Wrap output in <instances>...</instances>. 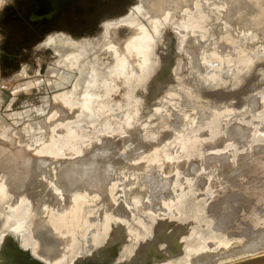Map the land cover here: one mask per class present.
I'll list each match as a JSON object with an SVG mask.
<instances>
[{
    "label": "rangeland",
    "instance_id": "1",
    "mask_svg": "<svg viewBox=\"0 0 264 264\" xmlns=\"http://www.w3.org/2000/svg\"><path fill=\"white\" fill-rule=\"evenodd\" d=\"M158 1L162 6H156ZM183 1L134 0L128 17L93 35L96 43L49 38L45 46L56 57L50 51L45 57L32 51L22 63L32 66V75L0 77V162H15L12 168L21 176H28L22 159L37 154L43 161L92 165L100 174L95 187H101L109 202H116V193L127 191L119 174H130V167H117L166 163L163 174L171 175L157 179L152 202H161L163 211L175 206L181 216L187 214L182 199L192 197L195 188L197 196L214 207L209 227H203L208 231L203 242L209 244L195 242L197 253L216 254L256 239L255 245L261 246L264 18L258 15L264 0ZM9 35L0 29V41ZM135 38L131 52L119 49V42ZM165 51L175 57V72L150 93L144 80L152 79L158 54ZM39 66L46 73H39ZM38 84L44 87L35 88ZM230 93L240 99H232ZM43 94L49 98L41 101ZM219 95L214 113L205 114L200 106ZM20 175L9 173V181H3L6 172L0 171L4 229L32 211L28 193L13 195L14 190L22 191ZM101 181L107 182V189ZM243 252L218 263L248 260L252 252ZM194 254L171 264H190Z\"/></svg>",
    "mask_w": 264,
    "mask_h": 264
},
{
    "label": "water",
    "instance_id": "2",
    "mask_svg": "<svg viewBox=\"0 0 264 264\" xmlns=\"http://www.w3.org/2000/svg\"><path fill=\"white\" fill-rule=\"evenodd\" d=\"M157 59L158 69L145 85L150 93L175 72V57L165 51ZM193 97L200 98L196 93ZM219 97L205 100L202 111L214 113ZM22 161L28 176L12 168L15 162H0V171L6 172L3 181H9V173H19L22 191L13 195L28 193L32 211L25 214L31 223L28 228L25 219L17 220L7 230L0 224V264H171L170 258L197 253L195 242L209 244L203 242L208 235L203 227H209L214 207L195 188L192 197L182 199L187 214L181 216L175 206L163 211L161 202H152L157 179L171 175L163 174L166 163L117 167H130V174H119L127 191L109 202V196L92 188L100 175L92 165L43 161L41 154ZM240 264H264V257Z\"/></svg>",
    "mask_w": 264,
    "mask_h": 264
},
{
    "label": "flooded vegetation",
    "instance_id": "3",
    "mask_svg": "<svg viewBox=\"0 0 264 264\" xmlns=\"http://www.w3.org/2000/svg\"><path fill=\"white\" fill-rule=\"evenodd\" d=\"M133 5L134 0H10L0 13V29L3 33L10 34L0 44V77L18 73L32 75V66L22 64L26 61V55L32 51H41L43 57L50 51L56 57L55 52L45 46L49 38L65 36L75 41L94 39L96 43L93 35L99 34L107 24L128 17V9ZM38 71L46 73L47 69L39 66ZM41 86L44 87L38 84L35 88L40 89ZM44 89L58 91L48 87ZM39 98L49 97L43 94ZM23 219L24 225L29 228L31 220L27 215ZM154 229L155 225L151 236L154 235ZM129 246L130 244L127 247ZM170 260L173 262L171 258Z\"/></svg>",
    "mask_w": 264,
    "mask_h": 264
},
{
    "label": "bare ground",
    "instance_id": "4",
    "mask_svg": "<svg viewBox=\"0 0 264 264\" xmlns=\"http://www.w3.org/2000/svg\"><path fill=\"white\" fill-rule=\"evenodd\" d=\"M152 1L153 0H151V4H152ZM157 1V0H156ZM166 1H168V0H166ZM185 1V0H184ZM183 1V2H184ZM188 1V0H187ZM186 1V2H187ZM191 1L192 0H190V3H188V4H191ZM259 1V0H258ZM257 1V2H258ZM159 2V1H158ZM162 2V1H161ZM165 1H163V3H164ZM154 4H155V2H153ZM260 3V2H259ZM259 3H258V5H259ZM173 4V3H172ZM186 4V3H185ZM184 3H183V5H185ZM188 4H186L187 6H188ZM160 5L162 6V4H160V2L158 3V5H156V6H159L160 7ZM164 5H166V4H164ZM182 5V6H183ZM155 6V5H154ZM167 6V5H166ZM261 6V5H260ZM164 7V6H163ZM171 7V6H170ZM157 9V11H158V7H156ZM261 8H264V7H261ZM153 9H154V7H153ZM162 9V8H161ZM155 10V9H154ZM153 10V11H154ZM160 10V9H159ZM162 11V10H161ZM259 12H260V14L258 15L259 16V18L258 19H260V20H262L263 18H264V9H262L261 11H260V9H259ZM258 14V13H257ZM258 19H256L257 21H258ZM253 20H255V17H254V19ZM246 21V20H245ZM248 21H249V19H248ZM248 21H247V23L246 24H248ZM257 21H255V22H257ZM250 22H252V21H250ZM249 22V23H250ZM254 22V23H255ZM258 22H260L261 23V21H258ZM264 22V21H263ZM252 23H250V24H248V25H251ZM255 24H257V23H255ZM263 24V23H262ZM262 24L261 25H259V26H262ZM247 25V26H248ZM253 25V24H252ZM264 25V24H263ZM139 26V25H138ZM137 26V27H138ZM256 26H258V25H255L254 27H256ZM258 26V27H259ZM262 28V27H261ZM123 29V28H122ZM121 29V30H122ZM123 30H125V29H123ZM120 31V30H119ZM126 31V30H125ZM112 32V31H111ZM124 32V31H123ZM123 32H121V38H122V35H124L123 34ZM125 33V32H124ZM131 35H132V33H130ZM117 35H118V33H117ZM119 35V36H120ZM141 33H140V35L137 37V38H140L141 37ZM113 36V35H112ZM127 37H128V35H127ZM117 38V37H116ZM130 37H128V39H129ZM137 38H135V39H132V40H130L131 42H129V40H127V41H121V42H119L118 43V47H119V49L121 50V51H123V52H125V53H129V52H131L132 50H133V46L135 45V43H136V41H138V40H136ZM120 39V38H119ZM147 39V38H146ZM145 39V40H146ZM144 40V41H145ZM147 44V43H146ZM114 45H115V43H114ZM141 45V44H140ZM148 45V44H147ZM136 46H138V45H136ZM135 46V47H136ZM149 47H150V45H149ZM146 48V47H145ZM148 49V48H147ZM139 51V50H138ZM147 51V50H146ZM144 54V53H143ZM146 54V53H145ZM120 59V58H119ZM260 60H262V59H260ZM153 68L154 67H152L151 69L153 70ZM123 70H121V72H122ZM153 72H154V70H153ZM151 71H150V75H151ZM126 77V76H125ZM145 82H144V84L145 83H147V82H149L150 81V79H149V77L148 78H146L145 80H144ZM238 81V80H237ZM128 83H130V82H128ZM252 83V82H251ZM193 90H195V89H193ZM197 91V90H196ZM194 91H192V93H193ZM197 94V93H196ZM199 98V97H198ZM126 102H128V101H126ZM198 102V101H197ZM199 103V102H198ZM198 107V106H197ZM60 109V108H59ZM55 110V109H54ZM65 111V110H64ZM67 114V113H66ZM69 114V113H68ZM74 116V115H73ZM67 119H68V117H67ZM119 148V147H118ZM139 148V147H138ZM43 149V148H42ZM6 151V150H5ZM4 153V152H3ZM26 154V153H25ZM27 155V154H26ZM26 157V156H25ZM4 160V159H3ZM2 160V161H3ZM7 161V160H6ZM66 162H68V161H66ZM77 162V161H76ZM62 163V162H61ZM64 163V162H63ZM104 168V167H103ZM108 175V174H107ZM104 178V177H103ZM107 178V177H106ZM106 180V179H105ZM105 180H103L104 181V183H105ZM110 180V179H109ZM97 181V180H96ZM100 181V180H99ZM168 181V180H167ZM19 183V182H18ZM17 183V184H18ZM96 183L97 182H95V185H94V187L93 188H96L95 186H96ZM100 184V183H99ZM101 184H102V188H105V189H107L106 188V186H107V182H106V184H103L102 183V181H101ZM100 184V185H101ZM110 184V183H109ZM165 184V183H164ZM20 185H21V182H20ZM167 186V185H166ZM161 188H162V184H161ZM97 189V188H96ZM99 191H102L101 190V187H99V189H98ZM104 190V189H103ZM104 191H106V190H104ZM103 192V191H102ZM103 194H105V192L103 193ZM107 194V193H106ZM255 240V239H254ZM257 241H259L258 239H256V241H253V242H251L250 244H248V245H240V248L239 247H237L236 245L235 246H233V247H226V248H224L222 251H220V252H218V253H216V254H212V253H209V254H201V253H196V254H194L193 255V258H192V263H190V264H220V263H218L219 261H220V259H222V258H224V260H226L225 259V257L227 258V257H231V256H233L232 254L233 253H235V252H237V251H239L240 250V253H238V254H241V251L243 252H245L246 250H247V252H248V249H249V251H251L252 253L250 254V255H248V256H251L250 258H248V260H254V259H259V258H261V257H264V253H262V251L264 250L263 249V247H264V242L263 243H261V244H259V245H261V246H258V245H255V244H257ZM248 247V248H247ZM243 248H245L246 250H241V249H243ZM243 252V253H244ZM238 254H235V255H238ZM235 257V256H234ZM246 258H247V256H246ZM245 258V259H246ZM236 260V259H235ZM248 260H241V262H238V263H236V262H234V261H232V260H230V261H228V262H226V263H223V264H240V263H244V262H248ZM221 264H222V262H221Z\"/></svg>",
    "mask_w": 264,
    "mask_h": 264
},
{
    "label": "crops",
    "instance_id": "5",
    "mask_svg": "<svg viewBox=\"0 0 264 264\" xmlns=\"http://www.w3.org/2000/svg\"><path fill=\"white\" fill-rule=\"evenodd\" d=\"M8 1H9V0H7V1H6V0H3V4H2V6H1L0 8H2L3 6L7 5ZM9 2H10V1H9ZM0 44H1V41H0Z\"/></svg>",
    "mask_w": 264,
    "mask_h": 264
}]
</instances>
